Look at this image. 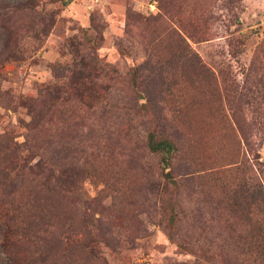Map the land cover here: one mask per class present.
Instances as JSON below:
<instances>
[{
	"label": "rangeland",
	"instance_id": "1",
	"mask_svg": "<svg viewBox=\"0 0 264 264\" xmlns=\"http://www.w3.org/2000/svg\"><path fill=\"white\" fill-rule=\"evenodd\" d=\"M260 172L264 0H0V264H258Z\"/></svg>",
	"mask_w": 264,
	"mask_h": 264
},
{
	"label": "trees",
	"instance_id": "2",
	"mask_svg": "<svg viewBox=\"0 0 264 264\" xmlns=\"http://www.w3.org/2000/svg\"><path fill=\"white\" fill-rule=\"evenodd\" d=\"M78 85V82H74ZM73 85L68 91V97L52 95L49 99L50 106H55L58 100L62 101V104L56 109L58 120L71 119L74 120V116L78 119V115L74 114L73 106L78 104V86ZM57 89V88H56ZM47 106V104L45 105ZM78 110V109H77ZM75 127H77L75 125ZM73 132V130H72ZM147 148L149 151L161 158V162L166 165L169 164L171 153L175 150L174 144L166 137L159 136L155 133H149L146 139ZM27 164L24 161H17L14 170L17 173L24 172L27 168ZM258 179L255 181V198L254 204L257 206L259 212V219L255 228V237L253 239V247L257 253L258 264H264V172L258 174ZM263 175V176H262ZM166 178H169V174H165ZM246 200V197H245Z\"/></svg>",
	"mask_w": 264,
	"mask_h": 264
}]
</instances>
